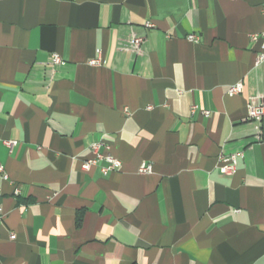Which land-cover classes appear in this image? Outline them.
<instances>
[{
    "label": "crops",
    "instance_id": "obj_1",
    "mask_svg": "<svg viewBox=\"0 0 264 264\" xmlns=\"http://www.w3.org/2000/svg\"><path fill=\"white\" fill-rule=\"evenodd\" d=\"M263 33L264 0H0V264H264Z\"/></svg>",
    "mask_w": 264,
    "mask_h": 264
},
{
    "label": "built area",
    "instance_id": "obj_2",
    "mask_svg": "<svg viewBox=\"0 0 264 264\" xmlns=\"http://www.w3.org/2000/svg\"><path fill=\"white\" fill-rule=\"evenodd\" d=\"M146 27H152V23L149 21L145 22ZM259 38L262 39V43L264 46V33L260 35H252V40H257ZM197 36L194 34H189L187 36V40L191 42H197ZM142 39L140 37H133L131 39V43L136 48L139 47ZM51 62L54 64H61L63 63L61 57L57 54H53L51 56ZM264 60V53H260L257 56V63ZM91 65H97L99 64L98 59H93L90 61ZM243 85L241 82L235 83L234 85L230 86L227 90L228 95H236L239 94L242 91ZM195 108V106L191 107V111ZM204 114H208L207 111H203ZM247 119L248 121L253 125L255 129V133L257 136V139H260L261 135V125L264 119V98H254L251 102L248 104V110H247ZM13 142H6L8 146H11ZM102 145V142L100 140H95L90 145V151L91 156L89 158H86L83 160L80 164V170L83 172H88L93 167H98L99 171L106 175L110 172L117 171L121 167V161L108 152H101L100 147ZM241 156V153H231V154H220L217 158V164L218 169L221 173L230 175L233 174L236 170V163L237 158ZM0 170L2 168L0 167ZM149 170V167L142 165L140 168V172H147ZM10 239H14V235L11 234Z\"/></svg>",
    "mask_w": 264,
    "mask_h": 264
}]
</instances>
